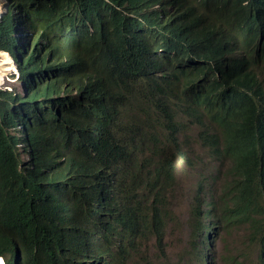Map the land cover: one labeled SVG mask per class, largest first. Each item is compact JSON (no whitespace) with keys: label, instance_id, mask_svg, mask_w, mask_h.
<instances>
[{"label":"clouds","instance_id":"obj_1","mask_svg":"<svg viewBox=\"0 0 264 264\" xmlns=\"http://www.w3.org/2000/svg\"><path fill=\"white\" fill-rule=\"evenodd\" d=\"M5 1L0 18L8 12ZM49 1L57 10L58 0ZM140 1L101 0L132 19L109 31L118 32L121 41L110 44L108 58L94 49L82 51L57 73L49 69V55L43 56L49 49L34 55L42 84L56 88L37 147L40 178H54L41 186L42 205L57 219L62 215L60 224H77L71 233L82 223L83 213L82 224L93 238L115 241L116 230L99 228L95 233L94 227L107 220L100 188L108 194L133 195L121 213L126 222L143 228L134 236L136 251L129 259L119 251L104 259L108 264H156V254L140 252L142 242L151 238L153 251L162 252L166 227L174 218L167 202L179 190L185 192L183 178H191L196 184L189 193L188 218L196 239L186 255L199 252L197 264H208L210 231L223 223L231 230L248 226L251 233L239 242L254 247L252 264H264V234L255 231L264 232V0ZM149 8L152 16L146 12ZM69 17L80 34L95 44L103 42L80 16ZM165 31L175 41H169ZM34 46L32 39L17 45L26 50L25 57L33 55ZM0 54L9 56L16 69L0 84L6 103L16 108L20 104L15 99L32 91L22 83L21 66L12 55L3 50ZM46 69L52 77L44 81ZM66 77L72 79L71 87ZM19 86L23 92L14 96ZM18 130L21 138L15 135ZM32 130L29 124L11 130L12 151L18 158L20 146L25 156L21 164L28 163L21 140ZM116 146L123 149L117 152ZM152 154L160 162V174L148 158ZM84 175L97 197L76 203Z\"/></svg>","mask_w":264,"mask_h":264},{"label":"trees","instance_id":"obj_2","mask_svg":"<svg viewBox=\"0 0 264 264\" xmlns=\"http://www.w3.org/2000/svg\"><path fill=\"white\" fill-rule=\"evenodd\" d=\"M7 1L8 12L0 18V50L9 52L21 66L22 83L32 93L26 98L21 96L16 98L20 106L10 108L5 101V94L0 92V257L5 264H108L104 258L113 251H119L129 259L130 253L136 251L137 247L134 236L143 229L139 224L126 222L121 213L125 201L133 195L124 196L123 192L115 191L108 194L104 187L100 188L103 192L100 206L107 209V220L94 227L95 233L99 228L116 230L115 241L97 239L95 235L93 238V232L86 224H82L86 221L83 213H79L82 223L78 222L79 226L71 233L70 230L77 224L71 221L66 225L60 224L59 221L64 222L62 215L58 214V221L54 213L42 205L41 186L49 185L48 181H53L54 178H47L48 181L40 178L37 147L41 138V125L48 120L47 114L56 88L54 86L48 88L42 84L38 65L33 58L40 49L41 52L49 49L47 52L51 65L49 69L57 73L70 63L74 54L82 51L92 53L94 49L108 58L110 44L121 41L118 32L109 31H118L120 26L132 19L122 16L116 6L103 5L101 0L78 2L58 0L55 11L49 0ZM137 1L141 5V1ZM62 13H66L68 19L70 15L80 16L79 21L87 22L92 27L94 36L96 38L98 36L103 42L95 44L93 38L80 34L77 26L69 22ZM27 39H32L35 43L33 55L30 57H25L26 50L20 51L17 47L18 43ZM73 41L76 42L71 43ZM6 59L9 60L10 57L6 55ZM51 77L49 70L46 69L43 80ZM65 81L71 87L72 79L66 77ZM39 97L44 100L36 102ZM20 124L21 127L23 124L33 127V130L21 140L24 145L23 151L28 155L27 164H21L12 151L11 130ZM114 148L117 152L123 149L121 146ZM148 158L157 164L155 171L160 174V162L156 160V154ZM107 177H111V173H108ZM105 182L112 183L106 180ZM91 196L97 197L84 175L82 190L76 193L74 199L77 203L80 198L87 200ZM93 214H97L96 210ZM153 217L155 218V213ZM110 219L112 220L108 225ZM255 231L264 234L259 229L255 228Z\"/></svg>","mask_w":264,"mask_h":264},{"label":"rangeland","instance_id":"obj_3","mask_svg":"<svg viewBox=\"0 0 264 264\" xmlns=\"http://www.w3.org/2000/svg\"><path fill=\"white\" fill-rule=\"evenodd\" d=\"M2 7L1 11H4L6 1L0 0ZM0 4V5H1ZM3 72V71H1ZM9 72H15L13 67H9L5 74ZM9 88L11 89L12 87ZM7 91V89H5ZM18 93V88L13 92ZM12 97V96H11ZM13 98V97H12ZM19 104V103H18ZM12 136L15 134L13 132ZM16 137L21 138L22 134L16 132ZM16 153L18 154V159L21 162L25 161V156L21 152L20 146H16ZM27 158V157H26ZM177 160V158L175 157ZM196 184V181L191 178H183L182 185L185 187L186 191L174 193L171 196L167 206L170 209L171 213L174 215L173 221L167 225L165 230V239L162 252L155 253L152 249L154 242L151 238H147L142 242L140 247V252L146 254V256H151L156 254L158 259H156V264H197L196 256L199 252L188 257L186 253L189 251V248L193 247V243L196 239V234H193L192 227L188 218L189 214V193H191L193 186ZM213 195L216 194V188L211 187L209 190ZM175 219H178L175 223ZM217 220L219 217L216 218ZM194 220V219H193ZM227 230L224 232L223 230ZM226 233L223 236L220 233ZM245 233H251V230L248 226L236 227L234 230L225 228L223 223L214 224L212 230L210 231V240L212 241V251L210 252L207 261L210 264H252L255 261L256 255L254 247L243 241ZM200 244L198 243L196 247ZM202 264V262L198 263Z\"/></svg>","mask_w":264,"mask_h":264},{"label":"bare ground","instance_id":"obj_4","mask_svg":"<svg viewBox=\"0 0 264 264\" xmlns=\"http://www.w3.org/2000/svg\"><path fill=\"white\" fill-rule=\"evenodd\" d=\"M1 4V3H0ZM5 8H6V4H5ZM147 10V9H146ZM6 11H4V13H5ZM147 12V14H149V15H153L154 14V12H153V10L151 9V8H149V10H147L146 11ZM172 30V32H173V29H171ZM165 33H166V35H167V37H168V39H169V41H171V42H173V41H175V39H174V37H172V36H170L169 35V33L168 32H166L165 31ZM44 57H45V59H47V56H48V53H45L44 55H43ZM47 61V60H46ZM11 63H13L12 61H11V59H6V55H4V54H0V84L1 83H3L4 81H5V72L7 71V69H8V67H13L14 68V64L12 65ZM81 65V63H80V61H78V66H80ZM15 69V68H14ZM16 70V69H15ZM1 71H3V72H1ZM22 72V71H21ZM10 87H12V86H10ZM21 86H19V87H17L18 88V92H20V93H22L23 92V90L20 88ZM16 88V89H17ZM17 101V100H16ZM20 104V103H19ZM30 136V135H29ZM176 155V154H175ZM177 159H178V156H175ZM0 264H3L2 263V261L0 260ZM208 264H209V262H208Z\"/></svg>","mask_w":264,"mask_h":264}]
</instances>
